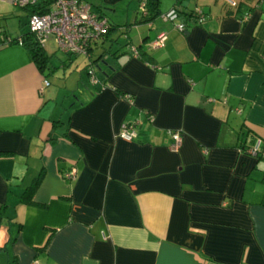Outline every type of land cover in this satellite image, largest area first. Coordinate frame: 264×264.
Wrapping results in <instances>:
<instances>
[{"label":"crops","instance_id":"0c3cea01","mask_svg":"<svg viewBox=\"0 0 264 264\" xmlns=\"http://www.w3.org/2000/svg\"><path fill=\"white\" fill-rule=\"evenodd\" d=\"M88 1L148 61L99 62L107 85L62 112L0 6V264H264V0H159L138 23L139 0ZM174 5L203 19L179 30Z\"/></svg>","mask_w":264,"mask_h":264},{"label":"built area","instance_id":"2783aa9c","mask_svg":"<svg viewBox=\"0 0 264 264\" xmlns=\"http://www.w3.org/2000/svg\"><path fill=\"white\" fill-rule=\"evenodd\" d=\"M14 5H32L38 4L40 12H32L27 18L28 29L31 30L38 41L44 44L49 36L63 51L66 52H84L89 40L104 33L107 28L106 16L102 12L91 7L88 0H0ZM230 5H234V0H225ZM197 13V21L203 19V11L199 6L193 8ZM138 10L144 13V0H139ZM164 19L174 21V26L182 30L183 22L178 19L174 7H171L161 15ZM162 32L158 33L151 41V45L157 46L161 43ZM20 43V40H18ZM43 84H47L42 79ZM137 122H127L123 124L118 136L122 139H132L136 137L135 124ZM171 137V148L176 149L180 140V133L171 129L168 130ZM246 150L253 154H264L261 148L260 139H254ZM62 176L72 179L75 176L74 169L62 172Z\"/></svg>","mask_w":264,"mask_h":264},{"label":"trees","instance_id":"16d2710c","mask_svg":"<svg viewBox=\"0 0 264 264\" xmlns=\"http://www.w3.org/2000/svg\"><path fill=\"white\" fill-rule=\"evenodd\" d=\"M177 1L178 0H176V2ZM12 5H14V4H12ZM15 6L21 7L26 11V13H25L26 20H23L24 16L19 17L20 27L22 28V31L17 37L11 38V39H9V41L10 42H18V40H20V44H22L26 47V49L29 52L31 59H32L33 63L35 64L36 68L39 71H41L42 73H44V68L47 66V60H48L49 55L44 50V44H41L38 41V39L36 38V36L34 35V33L28 29V25L25 28L23 26L24 23L28 24L27 18H28L30 13L35 12V11L40 12L41 10L38 9V4L23 5V6L15 5ZM173 7L176 10L178 19H180L183 22L184 27L186 25V21L190 17H193L197 21V13L194 12V9H190L186 12H183L182 9L177 8L175 5ZM102 14H104V13L102 12ZM158 14H159V0H144V13H142L141 11H138V16L135 18L134 22H136V23H138V22H149ZM106 24H107L106 31L104 33H100L97 37L89 40V42L87 43L85 51L79 52L80 54H84L88 59V63L85 62V65H86L85 69H86V73L88 74V79H89L91 85L93 86V89L91 90V93H93V94L95 92L99 91L100 89H102L105 85H107L106 79L110 75L111 70H113V68H111L109 72L103 71V70H101L102 67H100L99 65L100 64H101V66H103L104 64L106 65L108 63L109 59L116 56V54H118L119 52H122V51L129 52L131 56L141 58L145 61H148L147 60L148 57L144 55V53H146V49H143L141 47V45L132 43L130 41H126L120 45H117L113 49H110V47H109L110 45L107 47H103V42L105 41V39L109 38V34L112 30H114L115 28H117L119 26L122 28H127V23L117 25V24L111 22L107 16H106ZM97 44L102 45V46L100 49L95 51L96 55H93L92 52H94L93 50L96 49L95 45H97ZM145 46L149 47V46H153V45H151V42H149V44H147ZM64 52L68 55L78 54V52H66V51H64ZM99 62H100V64H99ZM93 67H95V69ZM97 70H101L99 72L98 76H97ZM44 75H46V74L44 73ZM43 79H45L47 81V84L49 83L48 80L46 79V77ZM47 84H45V85H47ZM114 90L117 93L119 92L116 87H114ZM78 106L79 107L82 106V103H79ZM255 157L260 158V157H262V155L257 154V155H255ZM36 178L37 179L30 182L28 185H26L24 187V189L22 191L23 193L20 195L21 201H27V200L29 201L30 200L32 191H33L36 183L39 180V176Z\"/></svg>","mask_w":264,"mask_h":264},{"label":"rangeland","instance_id":"374dc122","mask_svg":"<svg viewBox=\"0 0 264 264\" xmlns=\"http://www.w3.org/2000/svg\"><path fill=\"white\" fill-rule=\"evenodd\" d=\"M0 6L3 7V11L7 13L5 19L8 24L19 25V20L16 14L24 16L23 20H26V11L23 8L6 2H0ZM109 12L111 11L106 10L107 14ZM23 26L25 28L27 27V24L24 23ZM112 33V38H114L117 34H119V30L114 29ZM117 36H119V40L123 39L122 36ZM130 36L132 35L130 34ZM132 40L134 41L135 37L132 36ZM115 45L117 44L115 43ZM107 46H109L108 40L103 43V47ZM100 48L101 47L98 49ZM44 50L49 55L44 72L49 82L48 87H50L54 92V100L52 104L55 112H62L69 103L85 100L86 96L90 94L89 88L91 87V83L85 69V62L88 63L87 57L80 53L71 54L72 60L68 61V54L58 48L56 43L53 41L52 36H49L46 39L44 43ZM92 54L96 55L95 51ZM93 68L95 69V67Z\"/></svg>","mask_w":264,"mask_h":264}]
</instances>
